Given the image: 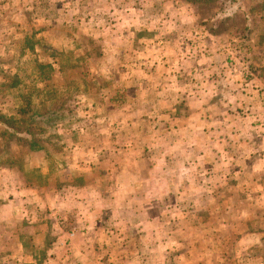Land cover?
<instances>
[{"label": "crops", "instance_id": "crops-1", "mask_svg": "<svg viewBox=\"0 0 264 264\" xmlns=\"http://www.w3.org/2000/svg\"><path fill=\"white\" fill-rule=\"evenodd\" d=\"M130 1L120 4L121 17L135 16L121 23L120 63L127 66L129 86L135 81L138 104L118 108L123 118L117 124L126 131L113 142L118 147L106 185L71 184L51 195L52 207L46 201L31 209L29 186L14 178L4 182L0 215L9 222L28 223L33 216L47 222L65 214L75 229L72 239L70 232H53L41 253L18 241L14 255L35 260L39 254L37 262L45 264L52 256L59 264H256L264 227L226 233L219 219H264L261 12L243 2L214 13L241 19V26L220 36L215 23L207 27L209 19L174 0L172 10L195 15V22L172 29L171 39L145 41L144 29L132 27L142 4ZM243 43L244 52L236 48Z\"/></svg>", "mask_w": 264, "mask_h": 264}, {"label": "rangeland", "instance_id": "rangeland-1", "mask_svg": "<svg viewBox=\"0 0 264 264\" xmlns=\"http://www.w3.org/2000/svg\"><path fill=\"white\" fill-rule=\"evenodd\" d=\"M76 1L77 5H74ZM110 1L0 0V113L13 115L16 119H19L21 108L26 111L24 117L32 110L43 113L46 109H58L60 113L46 124H33V130L43 134L40 139L44 149L28 151L15 141L0 140V169H5L0 172V190L4 188L3 183L12 178L16 179V184H26L29 186L26 190L32 193L29 196L33 202L28 204L31 209L35 205L38 209L43 207L46 201L50 207L51 195L59 191L63 193L71 184L98 185L103 189L106 170L112 163L110 157L118 147L116 137L126 131L117 124L123 118L118 108L122 103L129 106L138 104L135 81L129 86L130 81L124 77L127 66L120 63V47L124 48L120 42L124 38L121 23L123 18L129 21L135 16L121 17L120 4L126 3L124 0ZM173 1L128 2L132 6L142 4V16L138 22L132 23V27L144 29L146 34L141 36L145 41L167 35L171 39L172 29L178 25L183 29L193 24L196 16L209 19L207 27L215 23L212 29L220 36H226L229 30L241 26L238 17L222 18L220 15L218 19L214 16L220 8L229 5V0L201 2L200 6L193 5L190 0H176L183 9H186L185 5H191L196 14L192 17L172 10ZM243 2L255 4L263 18L258 22L264 25V0H238L234 4L243 6ZM213 3L216 5L214 8ZM198 18L196 21L199 22ZM211 18L214 22H210ZM254 24L257 23L254 21ZM155 27L161 30L151 35ZM132 38L130 36L129 40ZM244 46V43L237 44L236 48L244 52ZM39 125H43V132ZM90 166H95L92 171ZM4 199L0 192V201ZM3 204L0 202V207ZM62 216L56 215L55 219H47V222L46 219L39 222L37 219L41 218L33 216L28 218L32 219L28 223H23L20 220L9 222L2 213L0 264H45L37 262V259H42L39 254L35 255L36 261L30 256L21 258L19 254L14 255L19 253L17 242L24 241L27 250L40 247L36 252L41 253L46 250L47 241L54 237L53 232L59 236L70 232L72 234L68 236L72 239L74 225L69 221L70 216L67 220ZM219 220L224 221L226 233L239 231L245 226L250 229L253 226L264 227V219L259 222L255 219L254 224L246 219ZM60 221L64 223L60 224ZM255 250L256 257L262 258L259 259L262 263H255L263 264L264 242ZM57 261L52 256L47 264H59Z\"/></svg>", "mask_w": 264, "mask_h": 264}, {"label": "trees", "instance_id": "trees-1", "mask_svg": "<svg viewBox=\"0 0 264 264\" xmlns=\"http://www.w3.org/2000/svg\"><path fill=\"white\" fill-rule=\"evenodd\" d=\"M190 1L193 5L197 4L198 6H200L201 2L208 3L210 1L214 2L215 0H204V1L190 0ZM237 1L238 0H229L228 4L233 5ZM221 2L223 1L221 0ZM214 4L215 3H213V8L216 7V5ZM218 8L220 7L218 6ZM219 11H223V8H220ZM27 103H29V100H27ZM25 113L26 111L23 108H21L18 113L19 119H16V117H14L13 115L8 116L0 113V140H3L5 142L15 141L26 147L28 151H38L44 149V146L42 145L40 139V137H42L43 134L42 133L39 134L36 131H34L33 124L35 123L34 126H36L38 124H41V122L43 123H45L46 121L48 122L54 117L57 118L58 116H60L59 110L46 109L43 113L38 112L36 110H32L30 115L24 117ZM22 124H24V126ZM38 128H40L41 132L44 131L43 125H39Z\"/></svg>", "mask_w": 264, "mask_h": 264}]
</instances>
